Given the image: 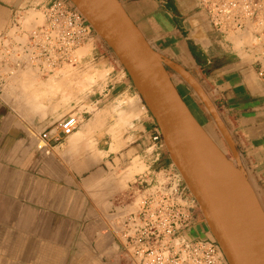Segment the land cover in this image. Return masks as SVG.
Listing matches in <instances>:
<instances>
[{"label":"crops","instance_id":"1","mask_svg":"<svg viewBox=\"0 0 264 264\" xmlns=\"http://www.w3.org/2000/svg\"><path fill=\"white\" fill-rule=\"evenodd\" d=\"M50 1L0 0V33ZM120 2L208 135L230 161L237 152L264 216V81L257 75L264 57L250 43L251 29L214 32L198 0ZM23 68L0 81V264H122L111 230L114 198L137 175L173 164L162 138L153 146L155 120L99 43L80 70L111 71L70 109L34 69L41 81H25ZM72 110L78 125L63 136L54 127ZM46 129L56 154L37 148ZM185 236L214 239L201 214Z\"/></svg>","mask_w":264,"mask_h":264},{"label":"built area","instance_id":"2","mask_svg":"<svg viewBox=\"0 0 264 264\" xmlns=\"http://www.w3.org/2000/svg\"><path fill=\"white\" fill-rule=\"evenodd\" d=\"M198 5L216 33L233 35L251 29L250 43L264 57V0H198ZM39 14L14 19L0 33V81L23 67L47 79L66 67H77L95 44L106 48L68 0H51ZM85 48L88 52L83 53ZM257 75L264 81V64H259ZM77 125V115L70 113L54 128L67 136ZM160 139L157 130L153 146ZM51 141L50 130H43L37 148L45 155L56 154ZM114 202L111 230L121 247L122 264H228L215 239L185 236L200 207L174 164L137 175Z\"/></svg>","mask_w":264,"mask_h":264},{"label":"water","instance_id":"3","mask_svg":"<svg viewBox=\"0 0 264 264\" xmlns=\"http://www.w3.org/2000/svg\"><path fill=\"white\" fill-rule=\"evenodd\" d=\"M86 18L127 73L155 120L173 164L197 200L228 264H264V216L239 155L231 160L241 179L248 218L258 245L235 239L212 181L203 150L227 157L208 135L173 84L166 68L120 0H68Z\"/></svg>","mask_w":264,"mask_h":264},{"label":"bare ground","instance_id":"4","mask_svg":"<svg viewBox=\"0 0 264 264\" xmlns=\"http://www.w3.org/2000/svg\"><path fill=\"white\" fill-rule=\"evenodd\" d=\"M89 80L94 81L93 79ZM203 153L221 206L235 239L242 243L257 246L256 233L248 218L247 210L244 208L246 199L242 191L241 179L233 162L227 157L206 150H203Z\"/></svg>","mask_w":264,"mask_h":264},{"label":"rangeland","instance_id":"5","mask_svg":"<svg viewBox=\"0 0 264 264\" xmlns=\"http://www.w3.org/2000/svg\"><path fill=\"white\" fill-rule=\"evenodd\" d=\"M34 15L40 16L39 13L33 14V17H35ZM88 49L87 48L83 49V53L88 52ZM82 63L83 60L80 61L78 66L75 68L66 67L61 72L44 80V81H48L46 84L41 83L44 87H48L47 89L48 91H50L49 93H51L52 95H58V100L60 104L64 105L68 109L72 107L73 101L80 99L82 95L91 91L92 87L96 85L98 81H106L109 72L111 71V70H102V71L90 70L87 72H82V70H80ZM22 71L27 73V77H25L26 78L25 81H29L30 83L31 82L39 83V81H41L36 75L35 71L30 67H24ZM89 79H93L94 81H91ZM10 80L15 81L16 79L12 77ZM75 103L78 102L75 101ZM83 108L84 107L82 106L80 110H82ZM74 112L75 110L71 111V113ZM199 213L201 214V210H199Z\"/></svg>","mask_w":264,"mask_h":264},{"label":"trees","instance_id":"6","mask_svg":"<svg viewBox=\"0 0 264 264\" xmlns=\"http://www.w3.org/2000/svg\"><path fill=\"white\" fill-rule=\"evenodd\" d=\"M168 166V162L164 161L162 164H159L157 167H167Z\"/></svg>","mask_w":264,"mask_h":264}]
</instances>
